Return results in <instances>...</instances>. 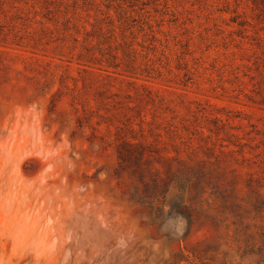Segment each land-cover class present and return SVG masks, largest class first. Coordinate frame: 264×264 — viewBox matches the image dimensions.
Returning a JSON list of instances; mask_svg holds the SVG:
<instances>
[{
  "label": "rangeland",
  "instance_id": "rangeland-1",
  "mask_svg": "<svg viewBox=\"0 0 264 264\" xmlns=\"http://www.w3.org/2000/svg\"><path fill=\"white\" fill-rule=\"evenodd\" d=\"M261 1L94 0L118 68L0 10V264H264Z\"/></svg>",
  "mask_w": 264,
  "mask_h": 264
},
{
  "label": "trees",
  "instance_id": "trees-1",
  "mask_svg": "<svg viewBox=\"0 0 264 264\" xmlns=\"http://www.w3.org/2000/svg\"><path fill=\"white\" fill-rule=\"evenodd\" d=\"M84 3L82 6L77 3V1H72V4L69 3V0H0V10L7 8L8 12L3 11V13H12L11 18L20 19V13H25L26 11H31L35 13V25L47 26L46 28L42 29L41 31L45 34L49 31L48 28L51 26L59 27L62 26L64 30H71V29H78L84 28L86 31L87 38L85 39L86 42L91 46L89 49L86 50V59L87 63L98 62L101 67L103 64H107L106 68H118L119 64H111V60L116 61L118 59V52L116 54L112 53L113 47L112 44L117 42L118 34L116 32V27L114 22L112 21L111 15L108 13L102 19H95L94 24H89L91 30L87 31V25L82 26L83 19L82 13L85 11V7L88 6H95V2L87 0H82ZM261 1V0H260ZM263 4L262 13L264 14V0L261 1ZM108 9L110 7L108 6ZM105 15V14H103ZM127 21V20H126ZM125 21V22H126ZM135 22V20H132ZM113 27V29H111ZM120 37L123 39L126 38L125 33L130 31L131 28H126L119 26ZM48 30V31H46ZM142 32V29L139 31ZM134 31L129 33L130 36L134 39L132 44L138 40V37H134ZM95 45L98 46L99 55L95 52H91L92 50H96ZM126 45V43H125ZM124 45V46H125ZM141 46L140 44H137ZM107 46V47H106ZM134 45H128L126 50H124L125 56H134V58L138 57L137 50L132 48ZM106 47V48H104ZM116 51L118 48H114ZM94 64V63H93ZM132 70H136L133 68ZM176 129V128H175ZM171 130V133H175V136H179L177 134V130ZM180 138V137H179ZM180 209H184L181 207Z\"/></svg>",
  "mask_w": 264,
  "mask_h": 264
}]
</instances>
